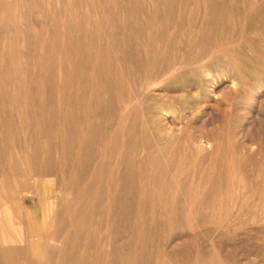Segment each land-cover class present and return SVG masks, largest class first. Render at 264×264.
I'll return each mask as SVG.
<instances>
[{"label":"rangeland","instance_id":"374dc122","mask_svg":"<svg viewBox=\"0 0 264 264\" xmlns=\"http://www.w3.org/2000/svg\"><path fill=\"white\" fill-rule=\"evenodd\" d=\"M0 264H264V0H0Z\"/></svg>","mask_w":264,"mask_h":264},{"label":"bare ground","instance_id":"6f19581e","mask_svg":"<svg viewBox=\"0 0 264 264\" xmlns=\"http://www.w3.org/2000/svg\"><path fill=\"white\" fill-rule=\"evenodd\" d=\"M50 213V212H49ZM46 217V216H45Z\"/></svg>","mask_w":264,"mask_h":264}]
</instances>
